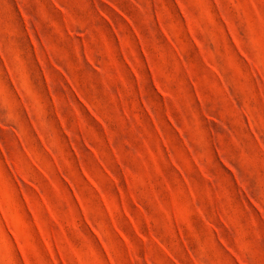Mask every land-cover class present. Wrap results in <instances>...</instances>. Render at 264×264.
I'll return each instance as SVG.
<instances>
[{
	"label": "rangeland",
	"instance_id": "1",
	"mask_svg": "<svg viewBox=\"0 0 264 264\" xmlns=\"http://www.w3.org/2000/svg\"><path fill=\"white\" fill-rule=\"evenodd\" d=\"M0 264H264V0H0Z\"/></svg>",
	"mask_w": 264,
	"mask_h": 264
}]
</instances>
